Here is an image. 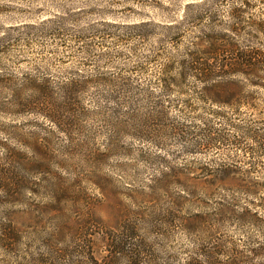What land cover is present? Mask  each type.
<instances>
[{
  "label": "rangeland",
  "instance_id": "1",
  "mask_svg": "<svg viewBox=\"0 0 264 264\" xmlns=\"http://www.w3.org/2000/svg\"><path fill=\"white\" fill-rule=\"evenodd\" d=\"M252 1L239 27L253 32L264 4ZM201 2L0 0V76L8 78L0 86V264H264V188L246 190L237 179L264 185V170L225 150L187 154L173 138L135 137L154 132L146 94L164 106L180 97L175 88L162 93L163 63L210 28L187 25L176 40L164 25ZM242 2L208 3L220 15L217 30L232 27L230 10ZM249 39L264 47V37ZM71 85L80 106L59 110L70 125L12 104L40 87L58 95ZM117 93L139 100L118 108ZM240 113L264 120L248 107ZM218 169L239 175H213ZM119 237L127 245L113 260Z\"/></svg>",
  "mask_w": 264,
  "mask_h": 264
},
{
  "label": "trees",
  "instance_id": "2",
  "mask_svg": "<svg viewBox=\"0 0 264 264\" xmlns=\"http://www.w3.org/2000/svg\"><path fill=\"white\" fill-rule=\"evenodd\" d=\"M222 1L229 3L232 0H207L206 3L203 1L188 4L182 21L164 25L173 36L179 34L176 40L187 37V33L182 31L187 25L203 26L204 22L209 21L210 28L201 29L200 35L195 36L194 41H189L184 54L178 58L172 56L163 63L158 77L162 93L165 92V96L171 97L175 88L182 98L178 97L164 106V102H160L156 97L152 101L153 94H146L143 99L147 96L149 104L153 105L154 115L147 120L153 123L151 127L154 132L142 131L135 137L149 138L147 140L152 143L163 137L173 138L187 154L225 150L232 153L236 160L247 161L251 170L257 172L264 170V120L259 123L254 118L242 117L240 109L248 107L260 113L264 112V102L260 99L263 94L259 92L260 89L264 90V47L249 39L258 40V36L264 37V21H261L253 32L239 27L244 22L242 18L246 10L255 7L252 0H243L241 6L230 10L232 27L219 28L223 29L219 31L216 26L220 15L214 14L208 3ZM256 1L264 4V0ZM192 8H196L195 15L192 16L194 21H191L193 19L189 15ZM243 37L249 40L243 41ZM172 42L175 43L173 40ZM1 77L0 86L8 80ZM40 89L42 92L33 93L31 96L16 95L12 104L16 105L21 113H36L51 123L64 125L66 122L70 125L73 117L60 116L59 110L77 111L80 97H77L79 91L76 86H64L61 88L62 93L58 95L48 91V86ZM138 100L135 94L112 95V104L115 103L118 108L134 105ZM223 108L232 109L234 114L230 116L222 110ZM173 109L176 110L177 116L170 117V111ZM113 114L116 117L114 121H118L119 111H113ZM127 116L132 123L137 121L134 110L127 113ZM124 128H130V131L134 129L136 132L141 130H136V127L126 122ZM146 129L148 130L147 127L142 130ZM164 132L167 134L164 135ZM241 158L245 161H241ZM215 172L213 175L221 174L232 178L239 175L229 169H218ZM239 177L237 179L242 184L240 188L250 191L264 188V185H256ZM126 245L124 237H119L117 241L115 238V244L112 245L113 260L119 258Z\"/></svg>",
  "mask_w": 264,
  "mask_h": 264
}]
</instances>
